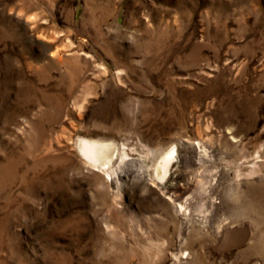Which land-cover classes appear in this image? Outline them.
Masks as SVG:
<instances>
[{
	"label": "rangeland",
	"instance_id": "rangeland-1",
	"mask_svg": "<svg viewBox=\"0 0 264 264\" xmlns=\"http://www.w3.org/2000/svg\"><path fill=\"white\" fill-rule=\"evenodd\" d=\"M0 264H264V0H0Z\"/></svg>",
	"mask_w": 264,
	"mask_h": 264
},
{
	"label": "bare ground",
	"instance_id": "bare-ground-1",
	"mask_svg": "<svg viewBox=\"0 0 264 264\" xmlns=\"http://www.w3.org/2000/svg\"><path fill=\"white\" fill-rule=\"evenodd\" d=\"M200 147H197V150L199 152L202 151ZM108 150L109 147H107L106 145L95 142H88V140L84 141L83 144L80 146V151L83 154V156L95 166H101L102 170L106 175V178L108 180L114 181L118 178L119 174L116 170V167H114L112 164L113 161L111 162L109 159H107L106 161L101 160L102 158L106 157ZM122 161H124V158L120 160V162ZM172 162H173V156L166 155L158 159L153 169L154 176H156V178H158L159 180L164 181L165 176L168 173ZM146 175H147V171L145 173L142 172L143 177H145ZM178 208L179 210H181L182 205L179 204Z\"/></svg>",
	"mask_w": 264,
	"mask_h": 264
}]
</instances>
